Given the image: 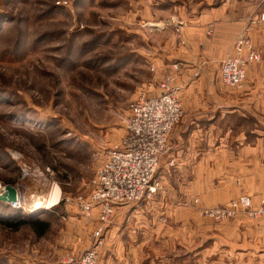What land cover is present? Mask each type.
Returning a JSON list of instances; mask_svg holds the SVG:
<instances>
[{"label":"rangeland","instance_id":"obj_1","mask_svg":"<svg viewBox=\"0 0 264 264\" xmlns=\"http://www.w3.org/2000/svg\"><path fill=\"white\" fill-rule=\"evenodd\" d=\"M222 1L0 0V188L10 184L18 192L16 205L0 201V221L49 222L41 235L27 224L0 223V264H53L90 246L99 222L95 212L87 219L76 203L88 193L84 182L124 135L122 118L147 83L171 75L182 102L181 55L194 49L196 38L185 36L181 22L192 23L189 18ZM254 1L262 12L250 18L246 33L251 20L264 14V4ZM213 33L209 24L205 34ZM195 57L200 67L201 53ZM220 65L219 83L228 87L220 82ZM232 119L236 127L253 125ZM229 164L221 160L213 170L217 187L182 201L181 209L150 205L158 211H150L153 231L134 233L128 225L116 232L112 217L103 228L97 264H264V195L257 204L244 191L232 195L242 175L236 177ZM246 197L248 206L241 199ZM233 201L238 206L231 214L204 212L226 210ZM184 235L185 247H172L170 238Z\"/></svg>","mask_w":264,"mask_h":264},{"label":"crops","instance_id":"obj_2","mask_svg":"<svg viewBox=\"0 0 264 264\" xmlns=\"http://www.w3.org/2000/svg\"><path fill=\"white\" fill-rule=\"evenodd\" d=\"M254 2L223 0L222 4L189 18L192 23L181 22L186 37L194 33L196 46L181 55L185 61L179 71V78L185 84L181 102L183 113L170 131L168 151L160 159L157 176L161 187L147 196L149 199L144 197L139 203L118 207L111 224L114 231L120 229L122 232L128 225L135 229L134 233L142 230L143 234L145 229L153 231L156 221L150 211L155 214L158 211L150 205L160 203L164 212L176 211L181 209L182 201L192 199L204 188L212 190L213 184L217 187L218 174H213V170H218L219 162L224 159L230 162V169L237 170L236 177H240V171L242 175V189H234L232 195L244 191L256 204L264 195V22L248 29L260 61L245 66L242 84L223 87L217 77L219 63L226 55L233 54L236 36L248 28L251 17L262 12ZM259 3L263 5L264 0ZM209 24L214 25L211 36L205 34ZM199 52L200 67L193 60ZM235 115L243 123L253 121V125L236 127L232 119ZM186 240L185 235L182 239L170 238L172 247L181 245L184 248ZM210 241L213 244L217 239L210 237ZM114 243L120 244L117 239ZM181 251V255L187 254V249Z\"/></svg>","mask_w":264,"mask_h":264},{"label":"built area","instance_id":"obj_3","mask_svg":"<svg viewBox=\"0 0 264 264\" xmlns=\"http://www.w3.org/2000/svg\"><path fill=\"white\" fill-rule=\"evenodd\" d=\"M263 19L262 13L251 23ZM246 34V31L239 34L233 55L221 62L219 79L225 86H240L245 79V66L259 60L260 55ZM154 83H147L130 102L128 113L122 118L124 135L105 152L94 175L84 182L89 187L88 193L76 198L87 219L94 212L97 214L99 226L92 233V243L77 254L63 255L53 264H97L104 225L115 216L117 208L140 201L158 186L154 177L159 158L167 149L168 135L182 114V105L181 87L174 83L171 75ZM241 199L244 206L250 204L247 197ZM17 203L18 200L10 204ZM237 206L238 203L233 201L226 210L204 212L208 216L221 217L233 213Z\"/></svg>","mask_w":264,"mask_h":264},{"label":"trees","instance_id":"obj_4","mask_svg":"<svg viewBox=\"0 0 264 264\" xmlns=\"http://www.w3.org/2000/svg\"><path fill=\"white\" fill-rule=\"evenodd\" d=\"M2 203V202H1ZM1 224L5 225V226H9V227H14L18 228L21 225H29L30 227H32L35 231L36 234L41 235L45 232V230L48 228L49 226V222L43 219H28L26 218H22L19 219L17 222H12V221H0ZM16 223V224H15Z\"/></svg>","mask_w":264,"mask_h":264},{"label":"water","instance_id":"obj_5","mask_svg":"<svg viewBox=\"0 0 264 264\" xmlns=\"http://www.w3.org/2000/svg\"><path fill=\"white\" fill-rule=\"evenodd\" d=\"M18 200V192L10 184H5L0 188V201L6 203H15Z\"/></svg>","mask_w":264,"mask_h":264},{"label":"bare ground","instance_id":"obj_6","mask_svg":"<svg viewBox=\"0 0 264 264\" xmlns=\"http://www.w3.org/2000/svg\"><path fill=\"white\" fill-rule=\"evenodd\" d=\"M55 191H56V190H55ZM55 191H54V190L52 191V192H53V194H52V196H51V197H53L52 200H53V199L55 200L56 197H57V193H56Z\"/></svg>","mask_w":264,"mask_h":264}]
</instances>
